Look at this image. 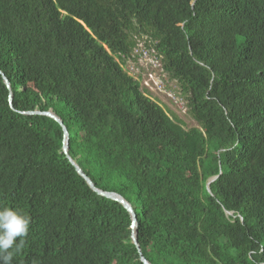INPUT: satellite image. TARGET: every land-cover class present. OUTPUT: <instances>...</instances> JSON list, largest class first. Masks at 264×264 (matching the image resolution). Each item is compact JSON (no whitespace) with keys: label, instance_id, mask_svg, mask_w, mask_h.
I'll return each mask as SVG.
<instances>
[{"label":"trees","instance_id":"trees-1","mask_svg":"<svg viewBox=\"0 0 264 264\" xmlns=\"http://www.w3.org/2000/svg\"><path fill=\"white\" fill-rule=\"evenodd\" d=\"M141 40L198 128L125 72ZM33 110L150 264H264V0H0V206L31 219L12 264H142Z\"/></svg>","mask_w":264,"mask_h":264},{"label":"rangeland","instance_id":"rangeland-1","mask_svg":"<svg viewBox=\"0 0 264 264\" xmlns=\"http://www.w3.org/2000/svg\"><path fill=\"white\" fill-rule=\"evenodd\" d=\"M145 44L144 40L138 42L136 53L139 54V59L134 61L130 57L129 61L123 65L124 70H127L134 78L138 76L142 89L146 90L149 97L155 100L169 116L170 113L174 114L184 129L198 128V124L187 111L186 96L180 92L179 85L170 80L164 72L156 69L154 65L148 64L156 61L155 52L148 50ZM150 73H152L151 77H149Z\"/></svg>","mask_w":264,"mask_h":264},{"label":"water","instance_id":"water-1","mask_svg":"<svg viewBox=\"0 0 264 264\" xmlns=\"http://www.w3.org/2000/svg\"><path fill=\"white\" fill-rule=\"evenodd\" d=\"M1 77H2V82L5 84L7 89H10V84L7 81L8 79L2 73H1ZM8 102H9V107L11 109H13L12 94L10 92H9ZM21 114L26 115V116H33V115L45 116V117H48V118H51L52 120H54L61 127L62 136H63L62 137L61 152L63 153L65 158L69 161V163L74 167L76 173L86 182L88 187L93 192H95L97 195H99L101 197H104L106 199L118 202L127 211V214H129V217L131 220V229L133 230V232L130 236L131 243L133 244V246L136 248V250L138 252L140 262L142 264H150L142 256V253H141L139 246H138V243H137V238H136V234H135V229H136V225H137V221H136L137 218H136V215H134V213H133L134 211H133L132 206L123 197L118 195V193L112 192V191H104V190L96 188L95 185L93 184V182L90 180V178L82 171V169L76 164V162H74V160L71 159V157L68 154V132H67V129L64 126L63 122L61 121V119L51 110H47V111L33 110V111L21 112ZM215 179H216V176L211 177L207 180V182H206V190L207 191L209 190V184L212 181H214ZM230 213L231 212H225L226 215H229Z\"/></svg>","mask_w":264,"mask_h":264},{"label":"clouds","instance_id":"clouds-1","mask_svg":"<svg viewBox=\"0 0 264 264\" xmlns=\"http://www.w3.org/2000/svg\"><path fill=\"white\" fill-rule=\"evenodd\" d=\"M30 224L27 214L12 207L0 206V264H12L14 255L22 252Z\"/></svg>","mask_w":264,"mask_h":264},{"label":"built area","instance_id":"built-area-1","mask_svg":"<svg viewBox=\"0 0 264 264\" xmlns=\"http://www.w3.org/2000/svg\"><path fill=\"white\" fill-rule=\"evenodd\" d=\"M145 52L147 53V51L145 50ZM143 53V52H142ZM144 54V53H143ZM137 57V60L139 59V54H137L136 53V49L134 50V52H133V54H132V57ZM154 56H155V60L156 61H154V62H151V63H148L149 65H154L155 66V68L156 69H158L159 71H162V68H161V63H160V60H159V58H157V56H156V54L154 53ZM127 61H129V59L127 60ZM126 61V62H127ZM126 64V63H125ZM136 64V63H135ZM135 69H137V68H135ZM125 72H127L128 73V71L126 70ZM162 73H163V71H162ZM129 74V73H128ZM152 73H150L149 74V77H151L150 75H151ZM130 75V74H129ZM133 77V76H132ZM137 79H138V76H137Z\"/></svg>","mask_w":264,"mask_h":264},{"label":"bare ground","instance_id":"bare-ground-1","mask_svg":"<svg viewBox=\"0 0 264 264\" xmlns=\"http://www.w3.org/2000/svg\"><path fill=\"white\" fill-rule=\"evenodd\" d=\"M121 196V195H120ZM122 197V196H121Z\"/></svg>","mask_w":264,"mask_h":264}]
</instances>
